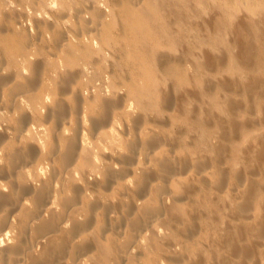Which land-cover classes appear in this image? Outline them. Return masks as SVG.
<instances>
[{
  "label": "rangeland",
  "instance_id": "374dc122",
  "mask_svg": "<svg viewBox=\"0 0 264 264\" xmlns=\"http://www.w3.org/2000/svg\"><path fill=\"white\" fill-rule=\"evenodd\" d=\"M163 1L166 0H160L161 4L159 1L158 4L162 6ZM211 1L167 0L163 6L166 5V12H169L167 14L170 18L168 16L167 21H163L160 26L162 30L153 28L159 35L158 41H152L149 39L150 36L146 37L150 46L143 48L144 51L139 47L137 49L134 43H131L133 42L131 38H125L124 34L128 23L131 22L128 11L140 10L147 1L7 0L5 2L0 0V26H3L0 27V70L2 67L5 68L0 71L3 78V82L0 83V162L4 161L3 147L20 150L17 154L24 156L25 161L33 160L36 166L59 163L61 160L59 154L64 151V143L76 137L74 134L81 130L85 145L88 140L85 150L96 162L95 165L92 161L96 168L89 167L90 172L96 175L95 180L100 175V180L97 181H105V170H108L110 165L115 175L118 174V178L112 177L109 187L104 183L105 188L101 183L98 189L100 194L104 196L107 194L106 199L111 202L113 200L115 206L118 203L122 205L118 207L119 210L111 206L109 209L112 210L111 213H108L107 207L104 208L101 203L96 205L98 204L95 202L96 192H92L91 183L85 185L84 171L79 168L76 173L79 178L74 175L76 183L77 181L83 183L79 185L80 188L86 186L85 193L86 190H90L89 193L95 195L87 192L91 201L96 203L92 204L96 209L83 207V211L81 212V209L80 213H77V220L81 217L80 222L86 219L82 224V235L87 238L81 243L79 241L76 243L75 240L70 243L71 251L65 253L66 258L62 259L66 264H77L79 260V264H264V159L262 158L264 157V20L260 17L262 11L256 13L260 6L254 7V11L245 7L242 9L243 5H241L237 11H241L239 13L241 16L245 13L244 17L248 22L245 24L240 22V17L231 21L229 14L226 15L224 12L228 9L223 7L227 0H221L219 2H222L221 4ZM60 13L63 16H59ZM240 46L242 50L248 51V56L249 51L256 54L249 56L248 59L245 57L247 55H244L247 51L239 50ZM77 47L80 49L78 55V52H74ZM85 47L91 48L89 56L82 55ZM260 50L262 52L259 54ZM136 51L138 53L140 51V56H137ZM69 58H73L74 61ZM146 62L150 63V66L153 65L151 66L152 82H154L152 88L150 85L147 86V80L144 78ZM138 87L144 92L141 96L138 95L140 97L129 94L130 88L137 90ZM24 89L37 94L42 93L46 98L45 106H40L36 110L27 102L15 106L16 97ZM103 92L108 95L105 96ZM10 93L13 96L9 95ZM116 94L119 102H115ZM74 95L80 100L73 99ZM72 99L79 101V105L75 106L77 103ZM101 99H104L107 105ZM57 100L64 105L61 104L62 110L55 114ZM100 106H103L102 109L108 106L109 115L106 114L108 109L103 110L106 112L103 113ZM103 114L107 119H104ZM78 117L79 119H76ZM53 118H55L54 122L59 118L58 122L53 123ZM21 119L23 121L25 119L26 123ZM56 123L58 126H53ZM75 124H78V128ZM59 125H61L60 129H58ZM55 126L58 128L56 129ZM24 128L30 131L28 134L30 136L26 135L28 138L23 134V137L21 136ZM97 128L103 131L104 137L99 134ZM59 130L64 131V134ZM58 132L62 134L59 135ZM95 132L98 133V137ZM53 134L56 144L52 138ZM65 138L68 140L66 141ZM257 138L260 141H257ZM30 143L32 144L28 148L26 144ZM55 145L56 147L59 145L57 149L60 150L56 152L53 150V153L52 148L55 149ZM261 148L263 151L260 150ZM27 154L29 156L25 157ZM47 156L50 157L47 159ZM159 159H162V162ZM1 165L3 166L4 162ZM72 165L80 164L75 160ZM141 174L146 178V183L144 182L146 185L141 186L144 190L136 181L138 178H143ZM94 176H90L91 179L88 176L86 179L95 181ZM127 177L130 183L125 182L128 185L121 186L124 184L122 181H126ZM5 180L9 179L2 178L0 182ZM164 195H168L163 202L164 209L159 211L156 208ZM245 196H248L249 200ZM146 202H149L151 207L145 208V211L152 210L153 216L151 217V212L147 210L149 224L144 226V223L139 226L133 222L137 219L135 209L137 212ZM242 206L244 209L241 208ZM88 209L91 212L86 211ZM91 213L95 217H91L93 225L87 224L91 223L89 216ZM99 216L103 218L102 221ZM103 220L106 224L101 226L105 223ZM98 221L101 223L100 226L97 224ZM239 221L242 224L245 222L244 225L248 223L247 229L241 225L244 232L243 229L242 231L239 229L242 228ZM85 222L88 226L83 228ZM132 222L137 227L132 225ZM248 227L252 233L248 231ZM10 229L9 237L14 234L13 228ZM134 231L140 236L142 234L141 237L144 236V240H141L142 243L139 242L141 244L136 245L137 247L132 237ZM128 238H132V241ZM124 240L129 245L125 244ZM152 240L153 244L150 245ZM248 240H252V243L255 240L254 245L252 246ZM99 242L110 246L104 248L102 246L101 249V246L95 245ZM83 243L86 247L82 245ZM130 244L134 245L136 250L133 246L131 248ZM234 244L238 248H235ZM244 244L250 248L252 255L243 258L239 253ZM78 246L81 247V251L78 250L80 249ZM72 249L80 252V256L76 254L77 258H73L75 261L71 260L74 251ZM150 256L153 258L150 259Z\"/></svg>",
  "mask_w": 264,
  "mask_h": 264
},
{
  "label": "bare ground",
  "instance_id": "6f19581e",
  "mask_svg": "<svg viewBox=\"0 0 264 264\" xmlns=\"http://www.w3.org/2000/svg\"><path fill=\"white\" fill-rule=\"evenodd\" d=\"M7 0H5V2H6ZM52 1V0H51ZM54 1V0H53ZM63 1H66V0H63ZM68 1V0H67ZM75 1V0H74ZM88 1V0H87ZM92 1H94V0H92ZM145 2L147 1V3H145L144 4V6L140 9V10H137V11H135V12H129L128 11V16H129V20H131V22H129L128 23V25H127V28L125 29V38H131V41H133V42H131L133 45H135L136 47H137V49H139V48H149L148 46H150V45H148L147 43L149 42L147 39H146V37L148 38L149 36V39H151L152 41H158L157 39H158V34H156L155 33V31H154V29H160V30H162V28H160V26L163 24V21H167L166 19H167V17L169 16V18H170V15H168L167 13H169L168 11L166 12V5H165V7L163 6L164 4H165V2L167 1H163L164 3H163V5L161 6V5H159L158 4V1H159V3L161 4V2H160V0H144ZM169 1H171V0H169ZM180 1V0H179ZM184 1V0H183ZM214 3H219L221 0H212ZM211 1V2H212ZM2 3V2H1ZM55 3H56V1H55ZM65 3V2H64ZM74 3V2H73ZM94 3V2H93ZM135 3V2H134ZM140 3V2H139ZM170 3V2H169ZM210 3V2H209ZM222 3V2H221ZM221 3H219V4H221ZM66 4V3H65ZM67 4H69V3H67ZM75 4V3H74ZM158 4V5H157ZM177 4V3H176ZM2 5H5V4H2ZM27 5H29V4H27ZM46 5V4H45ZM56 5V4H55ZM64 5V4H63ZM122 5L124 6V4L122 3ZM168 5V4H167ZM241 5H243L242 7H241ZM14 6V5H13ZM26 6V5H25ZM75 6V5H74ZM87 6H88V4H87ZM217 6V5H216ZM258 6H260V9L258 10V11H256V13H260V11H262V14L260 13V17L262 18V20H264V0H227V2H224V8L225 9H228V11H224V12H226V15H228L229 14V16H230V19H231V21H234V20H236L238 17H240V22H243L244 24L246 23V22H248L247 20H246V18L244 17V15H245V13H244V15L243 16H241V15H239V13H241V11L240 12H238L237 11V9H239L240 7L242 8V9H244L243 7H245L247 10H254V7L256 8V7H258ZM3 7V6H2ZM20 7V6H19ZM49 7V5L47 6V8ZM63 7V6H62ZM71 7V6H70ZM77 7V6H76ZM89 7V6H88ZM176 7V6H175ZM219 7H221V6H219ZM219 7H217V8H219ZM1 8V7H0ZM9 8V7H8ZM42 8V7H41ZM46 8V9H47ZM122 8V7H121ZM203 8V7H202ZM28 9H30V8H28ZM63 9V8H62ZM68 9H69V6H68ZM138 9V8H137ZM178 9V8H177ZM220 9V8H219ZM241 9V10H242ZM4 10V9H3ZM131 10V9H130ZM169 10V9H168ZM19 11V10H18ZM31 11V10H30ZM43 11V10H42ZM70 11H72V10H70ZM179 11V10H178ZM243 11H245V10H243ZM255 11V10H254ZM16 12V11H15ZM223 12V11H222ZM6 13V12H5ZM5 13H2V14H5ZM8 13V12H7ZM17 13V12H16ZM41 13V12H40ZM14 14V13H13ZM45 14H47V13H45ZM66 14V13H65ZM85 14V13H84ZM220 14V13H219ZM29 15H31V14H29ZM41 15V14H40ZM43 15H44V13H43ZM32 16V15H31ZM45 16H47V15H45ZM59 16H63V14L61 15V13L59 14ZM5 17V16H4ZM48 17V16H47ZM206 17H208V16H206ZM249 17V16H248ZM38 18H40V16L38 17ZM49 18V17H48ZM138 18H140V20H137ZM148 18L150 19V21H148ZM177 18H179V17H177ZM209 18V17H208ZM52 19V18H51ZM69 19V18H68ZM127 19V18H126ZM258 19V18H257ZM135 20V22H132V21H134ZM246 20V21H245ZM255 20V19H254ZM3 21V20H2ZM1 21V22H2ZM16 21V20H15ZM33 21V20H32ZM36 21V20H35ZM71 21V20H70ZM69 21V22H70ZM253 21V20H252ZM252 21H251V23H252ZM49 22V21H48ZM65 22V21H64ZM178 22H179V20H178ZM212 22V21H211ZM250 22V21H249ZM258 22V21H257ZM257 22H255V23H257ZM260 22V21H259ZM264 22V21H263ZM63 23V22H62ZM33 24H34V22H33ZM48 24V23H47ZM65 24V23H64ZM69 24V23H68ZM258 24V23H257ZM256 24V25H257ZM29 25H30V23H29ZM32 25V24H31ZM259 25V24H258ZM2 26V25H1ZM0 26V27H1ZM34 26H35V24H34ZM47 26V25H46ZM49 26V25H48ZM229 26V25H228ZM247 26V25H246ZM3 27V26H2ZM1 27V28H2ZM32 27V26H31ZM97 27V26H96ZM181 27V26H180ZM19 28V27H18ZM47 28V27H46ZM66 28V27H65ZM92 28V27H91ZM154 28V29H153ZM229 28V27H228ZM28 29V28H27ZM98 29V28H97ZM32 30H33V28H32ZM31 30V31H32ZM67 30V29H66ZM257 30V29H256ZM107 31V30H106ZM113 31V30H112ZM39 32V31H38ZM102 32V31H101ZM100 32V33H101ZM63 33V32H62ZM79 33V32H78ZM261 33V32H260ZM264 33V32H263ZM46 35H47V33H46ZM70 35V34H69ZM258 35H260V34H258ZM72 36V35H71ZM262 36V35H261ZM39 37V36H38ZM37 37V38H38ZM107 37V36H106ZM86 38V37H85ZM104 38V37H103ZM102 38V39H103ZM112 39V38H111ZM59 40V39H58ZM60 40H61V38H60ZM86 40V39H85ZM127 40V39H126ZM87 41V40H86ZM94 41V40H93ZM103 41H105V40H103ZM88 42V41H87ZM105 42H109L108 40H106ZM151 42V41H150ZM92 44H94V42L92 43ZM105 44V43H104ZM109 44V43H108ZM111 44V43H110ZM114 44V43H113ZM150 44V43H149ZM152 45H153V43H151ZM58 45V44H57ZM72 45V44H71ZM71 45H70V47H71ZM75 45V44H74ZM238 45H239V43H238ZM76 46H78V44L76 45ZM75 46V47H76ZM80 46H81V44H80ZM109 46H112V45H109ZM115 46V45H114ZM82 47V46H81ZM134 47V46H133ZM139 47V48H138ZM238 47V46H237ZM72 48H73V46H72ZM82 48H84V46L82 47ZM86 49H84V51H82V55H85V56H89L90 55V52H91V48L90 47H85ZM21 49V48H20ZM67 49H68V47H67ZM71 49V48H70ZM102 49V48H101ZM134 49H136L135 47H134ZM243 48L240 46V49L239 50H242ZM144 50V49H143ZM251 50V49H250ZM19 51H21V50H19ZM67 51V50H66ZM80 51V49H78V47H77V49H76V51H74V52H78L77 53V55L80 53L79 52ZM145 51V50H144ZM238 51V50H237ZM244 51H247L246 49H244V50H242V52H244ZM257 51H258V49H257ZM256 51V52H257ZM69 52H72L73 53V51H69ZM68 52V53H69ZM133 52H135V51H133ZM137 52V51H136ZM240 52V51H239ZM241 52V53H242ZM262 51L260 50L259 51V54L261 53ZM20 53V52H19ZM111 53V52H110ZM138 53V52H137ZM139 53H140V51H139ZM137 54V56L139 55L140 56V54ZM238 53V52H237ZM244 53H246V54H244ZM243 54L244 55H247L248 54V51L247 52H244ZM134 54V53H133ZM256 53H254V52H252L251 53V51H249V56L250 57H252L253 55H255ZM258 54V53H257ZM66 55H67V53H66ZM77 55H75V56H77ZM98 55V54H97ZM100 55V54H99ZM157 55V54H156ZM162 55V54H161ZM64 56V55H63ZM81 56V55H80ZM92 56H94L93 54H92ZM91 56V57H92ZM102 56V55H101ZM135 57H136V55H134ZM155 56V55H154ZM248 55L247 56H245V57H249ZM30 57V56H29ZM83 57V56H82ZM96 57V56H95ZM76 58V57H75ZM79 58H81V57H79ZM98 58V57H97ZM134 58V57H133ZM139 58V57H138ZM246 58V59H247ZM69 59H71V58H69ZM94 59V58H93ZM135 59H137V58H135ZM249 59V58H248ZM71 60H73V58L71 59ZM95 60V59H94ZM98 60V59H97ZM139 60V59H138ZM137 60V61H138ZM23 61V60H22ZM29 61V60H28ZM70 61V60H69ZM74 61V60H73ZM148 61H149V59H148ZM151 61V60H150ZM140 62H141V60H140ZM144 62V61H143ZM118 63V62H117ZM147 63V62H146ZM61 64V63H60ZM71 64V63H70ZM56 65V64H55ZM63 65V64H62ZM160 65V64H159ZM162 65V64H161ZM141 66H144V65H141ZM140 66V67H141ZM151 66H153L152 64H151ZM150 66V63L148 64L147 63V65H146V75H144V78L147 80L146 81V83H147V86L148 87H150V88H152L153 87V85H154V82H152L153 81V78H152V73H151V67ZM103 67V66H102ZM3 68V67H2ZM2 68H1V70L0 71H2ZM67 68V67H66ZM142 68V67H141ZM3 69H5V68H3ZM25 69V68H24ZM23 69V70H24ZM64 69V68H63ZM145 69V68H144ZM143 69V70H144ZM148 69V70H147ZM8 70V69H7ZM69 70V69H68ZM67 70V71H68ZM111 70V69H110ZM109 70V71H110ZM142 70V71H143ZM4 71V70H3ZM66 71V70H65ZM149 71V72H148ZM145 72V71H144ZM23 73L25 74V72L23 71ZM74 73V72H73ZM72 73V74H73ZM74 74H76V72L74 73ZM3 75H5V74H3ZM23 75V74H22ZM36 75V74H35ZM63 75V74H62ZM24 77H26V76H24ZM30 79V78H29ZM156 81V80H155ZM3 82V78H2V75H0V83H2ZM59 82V81H58ZM160 82V81H159ZM117 83V82H116ZM62 84H63V82H62ZM115 84V83H114ZM113 84V85H114ZM21 85V84H20ZM61 85V84H60ZM85 85H87V84H85ZM134 85H136V84H134ZM150 85V86H149ZM52 86V85H51ZM25 88H26V86H24ZM34 87V86H33ZM129 87H130V85H129ZM129 87H128V89H129ZM59 88V87H58ZM61 88V87H60ZM63 88H64V86H63ZM114 88V87H113ZM135 88H136V86H135ZM140 87H138V89L136 90V89H133V88H130V90H129V94H132V95H134L135 97H140L141 95H142V92H143V90L142 89H139ZM13 89V88H12ZM21 89H22V87H21ZM27 89V88H26ZM26 89H24V90H22V92H19L20 94L16 97V103H15V106L16 105H21L23 102L25 103V102H27V104L28 105H31L35 110L36 109H38L40 106H45V97H44V95L42 94V93H40V94H37L36 92L34 93V92H30V91H28V90H26ZM30 89V88H29ZM104 89V88H103ZM103 89H101L102 91H103ZM147 89H149V88H147ZM14 90V89H13ZM33 90V89H32ZM60 91L62 90V89H59ZM64 90V89H63ZM66 90H67V88H66ZM159 90H160V87H159ZM190 90V89H189ZM23 91H25V92H23ZM28 91V92H27ZM34 91V90H33ZM108 91V90H107ZM106 91V92H107ZM63 92V91H62ZM119 92V91H118ZM117 92V93H118ZM264 92V91H263ZM17 93V92H16ZM16 93H14V94H16ZM144 93V92H143ZM12 93H10L9 95H11ZM75 94V93H74ZM78 94H79V92H78ZM102 94H104V92L102 93ZM106 94V93H105ZM104 94V95H105ZM48 95V94H47ZM108 95V94H107ZM107 95H105V96H107ZM118 94H116V96H115V98H117L118 96H117ZM138 95H140V96H138ZM12 96H13V94H12ZM11 96V97H12ZM51 96V95H50ZM75 96V95H74ZM79 96V95H78ZM105 96H103V98L105 97ZM120 97V96H119ZM132 97V96H131ZM49 98V97H48ZM73 99H78V97L77 96H75V98L74 97H72ZM50 99V98H49ZM59 99H61V98H59ZM72 99V101L73 102H75V103H77L75 106H78L79 105V101L78 102H76V101H74ZM104 99H106V98H104ZM104 99H101L102 101H105ZM118 99V100H117ZM117 99H115V102H119V98H117ZM121 99V98H120ZM13 100V99H12ZM78 100H80V99H78ZM111 100V99H110ZM117 100V101H116ZM136 100V99H135ZM50 101H51V99H50ZM63 101V103H64V100H62ZM106 101H107V99H106ZM106 101L104 102L105 104H106ZM13 103H14V101H12ZM111 102H113V100L111 101ZM131 102V101H130ZM104 103H102L101 102V105H103ZM62 103L60 102L59 103V100H57L56 101V104H55V114H57V112L61 109L62 110V105H64V104H62ZM120 104V103H119ZM13 105V104H12ZM18 105V106H19ZM72 105V104H71ZM74 105V104H73ZM107 105V104H106ZM105 105V106H106ZM128 105H129V103H128ZM131 105V104H130ZM17 106V107H18ZM27 106V105H26ZM47 106V105H46ZM104 106V105H103ZM103 106H100L101 107V109H102V107ZM11 107V106H10ZM16 107V108H17ZM29 107V106H28ZM54 107V106H53ZM108 107V106H107ZM105 108V109H108V108ZM13 108V107H12ZM30 108V107H29ZM75 108V107H74ZM130 108H132V107H130ZM129 108V109H130ZM76 109V108H75ZM75 109H74V111H75ZM79 109H80V106H79ZM104 108L102 109V112H103V110H105ZM43 110V109H42ZM77 110V109H76ZM90 110V109H89ZM15 111V110H14ZM46 111V110H45ZM101 111V110H100ZM131 111V110H130ZM44 112V111H43ZM48 112V111H47ZM60 112V111H59ZM63 112H65V111H63ZM62 112V113H63ZM77 112V111H76ZM97 112V111H96ZM103 113H106L105 111L103 112ZM109 113V109L107 110V113L106 114H108ZM22 114V113H21ZM64 114V113H63ZM130 114V113H129ZM25 115V114H24ZM48 115H49V113H48ZM47 115V116H48ZM104 115V114H103ZM109 115V114H108ZM127 115V114H126ZM22 116V115H21ZM130 116V115H129ZM55 117V116H54ZM61 116H59V118H60ZM108 117V116H107ZM115 117H116V115H115ZM135 117V116H134ZM22 118V117H21ZM24 118V117H23ZM56 118V117H55ZM55 118H53V123H55V122H58L57 120L59 119V118H57L56 119V121L54 122V120H55ZM61 119V118H60ZM76 119H79V117L78 118H76ZM104 119H107V118H105V115H104ZM109 119V118H108ZM133 119V118H132ZM18 120V119H17ZM22 120V119H21ZM50 120V119H49ZM86 120V119H85ZM101 120H103V119H101ZM100 120V121H101ZM115 120H116V118H115ZM23 121V120H22ZM22 121H21V123H22ZM24 121H25V119H24ZM23 121V122H24ZM105 121V120H104ZM18 122H19V120H18ZM45 122H47V121H45ZM76 122H77V120H76ZM79 122V121H78ZM107 122V121H106ZM24 123H26V122H24ZM60 123V122H59ZM88 123V122H87ZM104 123V122H103ZM61 124V123H60ZM18 125V124H17ZM24 125V124H23ZM54 125H56V126H58L57 125V123L56 124H53V126ZM76 126H77V128H78V124H75ZM86 125V124H85ZM34 126V125H33ZM55 126V127H56ZM60 126L61 125H59V128L58 127H56V129L58 128V129H60ZM27 127V126H26ZM43 127V126H42ZM54 127V128H55ZM86 127V126H85ZM92 127V126H91ZM95 127H97V125L95 126ZM18 128V127H17ZM41 128V127H40ZM43 129V128H42ZM56 129L55 130H53L54 132L56 131ZM95 128L93 127V130H94ZM98 129V128H97ZM96 129V130H97ZM62 130V129H61ZM99 130V129H98ZM97 130V131H98ZM144 130V129H143ZM44 131H45V129H44ZM60 131V130H59ZM76 131V130H75ZM80 131L81 130H79L78 132H74L75 134H74V136H76V137H73L72 139H70V137H69V141H67L68 139H66V141L67 142H65L64 143V146H63V148H64V151L62 150L61 152H62V154H61V152H60V154L59 155H61V160H59V163H56V164H51V163H49V165L47 164V163H45V161H44V163H45V165H40V166H36L35 165V163H33L34 161L33 160H31V159H29L28 161H25V160H23V158H24V156H22L21 154H17V153H20V150L18 151V150H15V149H11V148H7V149H4L3 147H2V153L4 154L3 156H4V165L2 166L1 164L3 163H1L0 162V180L2 179V178H4V179H9V180H5L4 182H0V264H66V262H65V260H62V259H64V258H66L65 257V253H69V251H71V242H73L74 240L76 241V243H77V241H79L80 243L81 242H83L84 241V239H86L83 235H82V224L84 223V221H86V219L85 220H83V221H81L80 222V220H81V218H80V220H77L76 219V216H77V213L81 210V212L83 211V207H84V209H86L85 207H87V208H91V210L92 209H96L94 206H92V204H96V203H98V204H96V205H100L99 203H101V205L102 206H105L104 208H106V210H107V212L108 213H111V211L112 210H109L110 209V207L111 206H113V207H116L118 210H119V208L118 207H121L120 206V204L118 203L116 206L112 203V202H114L113 200H112V202L111 201H108L107 199H106V195L107 194H105V196L104 195H102V194H100V192H99V188H100V184L101 183H103L102 185H104L103 187H105V184H106V186H108V184H109V186H110V180L112 179V177H117V175H115L116 173L115 172H113V170L111 169V165H110V168L107 170H105L106 172H105V174H106V176H104V177H106L104 180L105 181H100V182H98L97 180H100L99 179V176L100 175H98V179L97 180H95V176H94V174L93 173H91L90 171H91V169L89 168V167H95L96 168V166H94L93 165V160L91 159L92 157H90L89 156V153H87L86 152V146H88L87 144H88V140H87V144L85 145V143L83 142L84 141V139L81 137V133H80ZM91 131V130H90ZM100 131V130H99ZM112 131H113V129H112ZM36 132V131H35ZM60 132H62V131H60ZM60 132H58V134L60 133ZM102 132V133H101ZM46 133V132H45ZM63 134H64V131L62 132ZM62 133H60V134H62ZM78 133V134H77ZM92 133V132H91ZM94 133V132H93ZM22 134L24 135V137H27L26 135H28V134H30V131L28 130V128H24L23 129V133H22V131H21V136H22ZM59 134V135H60ZM98 134V133H97ZM97 134H96V132H95V135L97 136ZM100 135H102L103 134V131L101 130L100 131V133H99ZM113 134V133H112ZM4 136H5V134H3ZM46 135V134H45ZM55 134H53V139H54V141H55V143L54 144H56L57 142H56V140H55V136H54ZM91 135H93V134H91ZM105 135V134H104ZM158 135V134H157ZM261 135V134H260ZM28 136H30V135H28ZM42 136V135H41ZM56 136H57V134H56ZM62 137H63V135H61ZM61 136H59V138H61L62 139V137ZM69 136V135H68ZM67 136V137H68ZM95 136V138H97ZM103 136V135H102ZM110 136V135H109ZM112 136V135H111ZM23 137V136H22ZM22 137H20V138H22ZM94 137V136H93ZM104 137V136H103ZM102 137V138H103ZM256 137V136H255ZM28 138V137H27ZM30 138V137H29ZM64 138V137H63ZM87 138V137H86ZM107 138V137H106ZM109 138V137H108ZM24 138H22V140H23ZM26 139V138H25ZM24 139V140H25ZM60 139V140H61ZM136 139V138H135ZM259 139H261V138H259ZM21 140V139H20ZM97 140V139H96ZM257 141H260V140H258V138L256 139ZM1 141V140H0ZM25 141H28V140H25ZM32 141V140H31ZM42 141V140H41ZM40 141V142H41ZM65 141V140H64ZM102 141V140H101ZM107 141V140H106ZM137 141V140H136ZM28 142H30V140L28 141ZM34 142V141H33ZM32 142V143H33ZM53 142V141H52ZM93 142H95V141H93ZM32 143H30V144H26V146L29 148V145H31ZM42 143V142H41ZM92 143V142H91ZM98 143H100V142H98ZM264 143V142H263ZM89 144H90V141H89ZM109 144V143H108ZM137 144V143H136ZM34 145H35V142H34ZM34 145H32V147H34ZM37 145H38V143H37ZM61 145H63V144H61ZM97 145H99V144H97ZM134 145V144H133ZM132 145V146H133ZM253 145V144H252ZM264 145V144H263ZM36 146V145H35ZM99 146H101V145H99ZM5 147V146H4ZM54 147H56V145L54 146ZM57 147H59V145L57 146ZM57 147L54 149V148H52V152H53V150L56 152V150H60V149H57ZM90 147V146H89ZM101 147H103V146H101ZM22 148V147H21ZM45 148V147H44ZM62 148V147H61ZM105 148V147H104ZM116 148V147H115ZM17 149V148H16ZM23 149V148H22ZM21 149V150H22ZM103 149V148H102ZM109 149V148H108ZM24 150V149H23ZM34 150H35V148H34ZM34 150L32 149V152H34ZM51 150V149H50ZM105 150V149H104ZM103 150V151H104ZM118 150V149H117ZM260 150H262V148L260 149ZM264 150V149H263ZM262 150V151H263ZM26 151H27V149H26ZM258 151V150H257ZM31 152V154L33 155V153ZM51 152V151H50ZM121 152V151H120ZM260 152V151H259ZM22 153V152H21ZM54 153V152H53ZM53 153H52V155H53ZM57 153H58V151H57ZM118 153V152H117ZM133 153V152H132ZM28 154H30V152L28 151ZM26 155L25 157H28L29 155ZM51 154V153H50ZM56 154V153H55ZM113 154V153H112ZM115 154V153H114ZM129 154V153H128ZM143 154V153H142ZM260 154V153H259ZM24 155V154H23ZM51 155V156H52ZM108 155V154H107ZM3 156H1V157H3ZM55 156V155H54ZM58 156V155H57ZM94 156V155H93ZM264 156V155H263ZM48 157H50V156H47V159H48ZM97 157V156H96ZM132 157H133V155H132ZM146 157V156H145ZM257 157V156H256ZM261 157H262V153H261ZM52 158V157H51ZM57 158V157H56ZM94 159H95V156L93 157ZM108 158V157H107ZM146 158H148V157H146ZM263 159H264V157H262ZM43 158H41V160H42ZM53 159V158H52ZM58 159V158H57ZM136 159V158H135ZM165 159V158H164ZM2 160H3V158H2ZM1 160V161H2ZM56 160V159H55ZM75 160H77V162H79V166H73L72 164L75 162ZM96 160H97V158H96ZM118 160V159H117ZM162 160V159H161ZM160 159H159V161H161ZM52 161V160H51ZM54 161V160H53ZM58 161V160H57ZM93 161V162H92ZM158 161V160H157ZM164 161V160H163ZM168 161V160H167ZM42 162V161H41ZM162 162V161H161ZM168 162H170V161H168ZM96 162H94V164H95ZM98 163V162H97ZM104 163V162H103ZM171 163V162H170ZM170 163H169V165H170ZM48 166H47V165ZM93 166H92V165ZM96 165V164H95ZM99 165H100V163H99ZM108 165V164H107ZM167 165V164H166ZM181 165V164H180ZM47 166V167H46ZM103 166H105L104 164H103ZM115 166V165H114ZM114 166H112V167H114ZM117 166V165H116ZM138 166V165H137ZM101 167H102V165H101ZM80 168V170H83L84 171V176H83V179H84V183H85V185H90V183H91V186H92V192H96V196L94 195V194H91V193H89L90 192V190L88 191V190H86V193L84 192V188H86V186H84L83 188H80L79 187V185H83V183H81V181H79L80 183H78V181H77V183H76V181H75V177H74V175L78 172V169ZM92 168V169H93ZM104 168V167H103ZM105 168H107V167H105ZM116 168V167H115ZM124 169H125V167H123ZM123 168H122V170H123ZM185 168H186V166H185ZM101 169V168H100ZM114 169V168H113ZM130 169V168H129ZM102 170V169H101ZM119 170V169H118ZM125 170H128V169H125ZM125 170H124V172H125ZM224 170V169H223ZM92 171H94V170H92ZM98 171V170H97ZM120 171V170H119ZM143 171V170H142ZM222 171V170H221ZM102 172H103V170H102ZM121 172H123V171H121ZM123 172V173H124ZM128 172H130V170H128ZM151 173V172H150ZM251 173V172H250ZM93 174V175H92ZM144 174V173H143ZM146 174V173H145ZM77 175V174H76ZM127 175V174H126ZM142 175V174H141ZM140 175V176H141ZM88 176H89V178H90V176H94V180L95 181H93L92 180V182L90 181V179L92 178H90V179H86V178H88ZM102 176V175H101ZM203 176V175H202ZM201 176V177H202ZM221 176V175H220ZM114 177V178H115ZM122 177V176H121ZM124 177V176H123ZM142 177H143V175H142ZM141 177V178H142ZM203 177H205V176H203ZM77 178H79V176L77 175ZM118 178V177H117ZM138 178V177H137ZM206 178V177H205ZM102 179V180H103ZM120 179V178H119ZM138 179H140V178H138ZM138 179H136V181H138V185L140 186V188H141V186L143 185V184H145L146 182H145V177H143L142 179H140V180H138ZM167 179V178H166ZM190 179V178H189ZM222 179V178H221ZM252 179V178H251ZM82 180V179H81ZM130 180H132V179H130ZM83 181V180H82ZM88 181H90L89 183H88ZM119 181H121V180H119ZM35 182H37V183H35ZM124 184H121V186L122 185H125L127 182L128 183H130V181H129V178L127 177V179H126V181L125 180H123L122 181ZM126 182V183H125ZM145 182V183H144ZM252 182V181H251ZM105 183V184H104ZM118 183V182H117ZM137 183V182H136ZM256 183V182H255ZM132 184H133V182H132ZM159 184V183H158ZM157 184V185H158ZM225 184V183H224ZM254 184V183H253ZM252 184V185H253ZM114 185V184H113ZM126 185H128V184H126ZM131 185V184H130ZM129 185V186H130ZM146 185V184H145ZM218 185H220V184H218ZM250 185V184H249ZM108 186V187H109ZM118 186V185H117ZM132 186V185H131ZM138 186V187H139ZM144 186V185H143ZM162 186V185H161ZM254 186V185H253ZM264 186V185H263ZM97 187V189H95ZM112 187V186H111ZM115 187V186H114ZM119 187H120V185H119ZM119 187H117V188H119ZM134 187H135V185H134ZM137 187V190L139 189ZM157 187V186H156ZM215 187V186H214ZM219 187V186H218ZM222 187H223V185H222ZM235 187V186H234ZM250 187H252L251 185H250ZM90 188V187H89ZM88 188V189H89ZM106 188V187H105ZM131 188V187H130ZM144 188V187H143ZM143 188H141V189H143ZM248 188V187H247ZM253 188V187H252ZM251 188V189H252ZM82 189V190H81ZM91 189V188H90ZM110 189V188H109ZM115 189H116V187H115ZM123 189V188H122ZM136 189V188H135ZM156 189V188H155ZM159 189V188H158ZM220 189H221V187H220ZM233 189V188H232ZM107 190V189H106ZM137 190H134V191H136L137 192ZM144 190V189H143ZM103 191V190H102ZM121 191V190H120ZM138 191H140V190H138ZM251 191V190H250ZM87 192H88V194H91V195H94L96 198V200H95V202L96 203H94V202H92L91 201V199H90V196L87 194ZM136 192H134V193H136ZM141 192V191H140ZM156 192V191H155ZM165 192V191H164ZM175 192V191H174ZM248 192H249V190H248ZM105 193V192H104ZM138 193V192H137ZM158 193V192H157ZM169 193V192H168ZM251 193V192H250ZM250 193H248V195L250 196ZM113 194V193H112ZM162 194V193H161ZM247 194V193H246ZM245 194V195H246ZM137 195V194H136ZM140 195V194H139ZM163 195V194H162ZM257 195H259V193L257 194ZM94 196H91V197H93L94 198ZM138 196V195H137ZM168 196V195H167ZM167 196H163L160 200H159V202H158V207L156 208L157 210H159V211H161V210H163L164 209V205H163V202L166 200V197ZM170 196V195H169ZM244 197V196H243ZM246 197V199L247 200H249V198H247L248 196H245ZM92 198V199H93ZM151 198V197H150ZM244 200H245V198H243ZM242 199V200H243ZM244 200H243V202H244ZM168 201V200H167ZM132 202V201H131ZM243 202H242V205L244 206V204H243ZM116 203V202H115ZM140 203V202H139ZM143 203V202H142ZM247 202L245 201V206H247V204H246ZM167 204V203H166ZM249 204V203H248ZM167 206V205H166ZM241 207V208H243L244 209V207ZM99 207H101V206H99ZM132 207H134V206H132ZM142 207V206H141ZM148 207H151L150 206V204H149V202L147 203H145L144 205H143V208H140V209H138L137 210V212H136V209H135V213L137 214V219L135 220V221H133L134 223L136 222L139 226L141 225H143L144 223V226L145 225H148L149 223H148V220H147V217L149 216V214H148V211H152V210H146L145 211V208H148ZM124 208V207H123ZM153 208V207H152ZM168 208V207H167ZM240 208V209H241ZM99 209V208H98ZM115 209V208H114ZM91 210H86V211H90L91 212ZM124 210H126V209H124ZM133 210H134V208H133ZM168 210V209H167ZM85 211V210H84ZM110 211V212H109ZM106 212V211H105ZM126 212V211H125ZM177 212V211H176ZM80 213V212H79ZM78 213V214H79ZM88 213V212H87ZM107 213V214H108ZM129 213H131L130 212V210H129ZM155 213H157V212H155ZM93 214H94V212H93ZM153 214V212H151V217L153 216L152 215ZM87 215H89V214H87ZM156 215V214H155ZM90 216V222H91V220H92V218L91 217H94V216H92V213H91V215H89ZM112 216V215H111ZM250 216V215H249ZM261 216H263V215H261ZM100 217V216H99ZM99 217H97V218H99ZM121 217H122V215H121ZM157 217V216H156ZM247 217V216H246ZM264 217V216H263ZM87 218H89V217H87ZM95 218V217H94ZM101 218V217H100ZM99 218V219H100ZM104 218H105V216H104ZM112 218H113V216H112ZM149 218V217H148ZM249 218V217H248ZM252 218V217H251ZM99 219H97V220H99ZM102 219L103 218H101V221H102ZM108 219V218H107ZM120 219H122V218H120ZM177 219H179V218H177ZM250 219V218H249ZM88 220V219H87ZM105 220V219H104ZM103 220V222H105ZM150 220V219H149ZM241 220V219H240ZM260 220V219H259ZM113 220L111 219V222H112ZM121 221V220H120ZM244 221V220H243ZM96 222V221H95ZM108 222V221H107ZM133 222H132V225H134V226H136L135 224H133ZM226 222V221H225ZM240 222V221H239ZM255 222H256V220H255ZM13 223V224H12ZM100 222L98 221V223L97 224H99ZM113 223V222H112ZM117 223V222H116ZM131 223V222H130ZM241 223V222H240ZM244 223L245 222H243V224L241 223L240 224V227H242V228H239V229H241L240 231H242V229H243V226H245L244 227V229H247V226H248V223H247V225H244ZM87 224H92V222L91 223H87ZM86 224V222H85V224H84V226H83V228L87 225ZM96 224V225H97ZM101 224V223H100ZM100 224L98 225V226H100ZM104 224H106V222L105 223H103V224H101V226H103ZM108 224H109V222H108ZM111 224V223H110ZM126 224V223H125ZM226 224V223H225ZM258 224V223H257ZM263 224V223H262ZM261 224V225H262ZM93 225V224H92ZM117 225V224H116ZM241 225H243V226H241ZM252 225L254 226V223H252ZM264 225V224H263ZM88 226V225H87ZM106 226V225H105ZM103 227L104 228V231L106 232L107 230L105 229L106 227ZM120 226H121V224H120ZM126 226V225H125ZM125 226H123V227H125ZM143 226V227H144ZM227 226V225H226ZM258 226V225H257ZM10 227H12L13 228V235L12 236H8L9 235V231L11 230L12 231V229H10ZM91 227V226H90ZM89 227V228H90ZM114 227H116L117 228V226H114ZM122 227V226H121ZM129 227V226H128ZM131 227V226H130ZM129 227V228H130ZM137 227V226H136ZM136 227H133V228H136ZM151 227V226H150ZM150 227H148V228H150ZM250 227H252V226H250ZM256 226H254V228H255ZM86 228V227H85ZM102 228V227H101ZM115 228V229H116ZM133 228H131V229H133ZM228 228V227H227ZM261 227H259V229H260ZM264 228V227H263ZM10 229V230H9ZM121 229V228H120ZM124 229V228H123ZM127 229V228H126ZM139 229V228H138ZM142 229V228H141ZM151 229V228H150ZM244 229H243V232H244ZM9 230V231H8ZM85 230V229H84ZM88 229H86V231H87ZM90 230V229H89ZM110 230V229H109ZM162 230V229H161ZM188 230V229H187ZM251 231V229L248 227V231ZM252 230H254V229H252ZM92 231V230H91ZM121 231V230H120ZM139 231V230H138ZM142 231H144V230H142ZM247 231V230H246ZM257 231H259L258 229H257ZM88 232V231H87ZM116 232V231H115ZM124 232V231H123ZM137 232V231H136ZM151 232V231H150ZM242 232V233H243ZM261 232V231H260ZM90 233H92V232H90ZM103 233V232H102ZM138 233V232H137ZM137 233H135V231H134V234H132V237H133V242H135V243H137V244H135V246L136 245H140L141 243H142V241L141 240H144V236L143 237H141L142 236V234H141V236L140 235H138ZM140 233V232H139ZM146 233H147V231H146ZM185 233V232H184ZM251 233H252V231H251ZM262 233V232H261ZM106 234V233H105ZM149 234V233H148ZM147 234V235H148ZM241 234V233H240ZM128 235H129V233H128ZM146 235V236H147ZM226 235H227V233H226ZM244 235V234H243ZM253 235V234H252ZM130 236V235H129ZM140 236V237H139ZM248 236V235H247ZM104 237V236H103ZM124 237V236H123ZM148 237V236H147ZM230 237V236H229ZM250 237V236H249ZM89 238V237H88ZM130 238V237H129ZM128 238V240H131V239H129ZM224 238V237H223ZM222 238V239H223ZM235 239V238H234ZM247 239H248V237H247ZM250 239V238H249ZM88 240V239H87ZM90 240V239H89ZM94 240V239H93ZM97 240H98V238H97ZM127 240V239H126ZM150 240V239H149ZM86 241V240H85ZM125 241V240H124ZM132 241V240H131ZM148 241V240H147ZM151 241V240H150ZM252 241V240H251ZM251 241H249L248 240V242H251ZM254 241L255 240H253V243H254ZM95 242V241H94ZM120 242H122V241H120ZM139 242H141L140 244H139ZM144 242V241H143ZM236 242V241H235ZM234 242V243H235ZM247 242V243H248ZM261 242V241H260ZM90 243V242H89ZM88 243V244H89ZM93 243V242H92ZM96 243V242H95ZM129 243H130V241H129ZM132 243V242H131ZM246 243V244H247ZM252 243V242H251ZM251 244L252 246L254 245V244ZM75 244V243H74ZM85 243H83L82 245H84ZM125 244H128L126 241H125ZM153 244V240H152V242H151V244L150 245H152ZM249 244V243H248ZM81 245V246H82ZM95 245H98V246H101V249H102V246H103V248H104V246L106 247H108V246H110V244L109 245H107V244H105V243H101V242H99V243H97V244H95ZM129 245V244H128ZM236 245H237V243H236ZM235 244L233 245V246H235V248L237 247L238 248V246H236ZM245 245V244H244ZM243 245V246H244ZM77 246V245H76ZM85 246V245H84ZM97 246V247H98ZM121 246V245H120ZM133 247H134V245H132ZM132 246H131V244H130V247L132 248ZM250 246V245H249ZM86 247V246H85ZM96 247V248H97ZM137 247V246H136ZM230 247H232V245L230 246ZM74 248H76V247H74ZM78 248H80V249H78L79 251H81L82 249H81V247L80 246H78ZM82 248H83V250H85L86 251V249L82 246ZM100 248V247H99ZM119 248V247H118ZM135 248V247H134ZM138 248H139V246H138ZM235 248L233 247V249L235 250ZM77 249V248H76ZM100 249V250H101ZM109 249V248H108ZM122 249V248H121ZM146 249V248H145ZM232 249V248H231ZM255 249V248H254ZM258 249V248H257ZM72 250H74V249H72ZM103 250H105V249H103ZM134 250V249H133ZM135 250H136V248H135ZM138 250V249H137ZM171 250V249H170ZM88 251H90V250H88ZM102 251V250H101ZM110 251V250H109ZM108 251V252H109ZM255 251H256V249H255ZM84 252V251H83ZM257 252H259V249H258V251ZM80 253V252H79ZM79 253H78V251L76 250H74L73 251V255H72V259L71 260H73V258L75 257V258H77V255L76 254H78V256H80L79 255ZM85 253V252H84ZM83 253V254H84ZM89 253V252H88ZM105 252L103 251V254H104ZM107 253V252H106ZM260 253H262V252H260ZM82 254V253H81ZM86 254V253H85ZM110 253H108V255H109ZM68 255V254H67ZM71 255V254H70ZM90 255V254H89ZM101 255V254H100ZM100 255H98V256H100ZM239 255H241V257H245V256H247V257H249L248 255H250V248L249 247H247V245H245L244 247H241L240 248V253H239ZM252 255V254H251ZM250 255V256H251ZM256 255V254H255ZM103 256H105V254L103 255ZM102 256V257H103ZM107 256V255H106ZM128 256V255H127ZM260 256H261V254H260ZM122 257V256H121ZM120 257V259H122ZM80 258V257H79ZM89 258H90V256H89ZM97 258V257H96ZM153 257H151L150 256V259H152ZM256 258H257V256H256ZM124 260H125V258H124ZM245 260V259H244ZM73 261H75V259L73 260ZM77 261V260H76ZM80 261V260H79ZM78 261V262H79ZM86 261V260H85ZM105 261V260H104ZM258 261V260H257ZM256 261V262H257ZM77 262V264H79ZM121 262H123V259H122V261ZM234 262V261H233ZM254 262V261H253ZM70 263V262H69ZM75 263V262H74ZM140 263H141V261H140ZM240 263V262H239ZM243 263V262H242ZM258 263H259V261H258ZM132 264H134V263H132ZM236 264V263H235ZM244 264V263H243Z\"/></svg>",
  "mask_w": 264,
  "mask_h": 264
}]
</instances>
